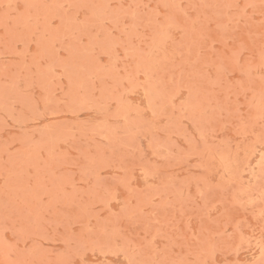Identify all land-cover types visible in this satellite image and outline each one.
<instances>
[{"label":"rangeland","instance_id":"374dc122","mask_svg":"<svg viewBox=\"0 0 264 264\" xmlns=\"http://www.w3.org/2000/svg\"><path fill=\"white\" fill-rule=\"evenodd\" d=\"M0 264H264V0H0Z\"/></svg>","mask_w":264,"mask_h":264}]
</instances>
